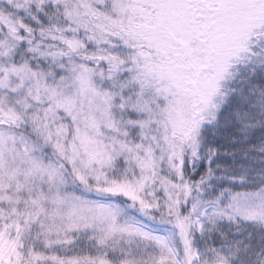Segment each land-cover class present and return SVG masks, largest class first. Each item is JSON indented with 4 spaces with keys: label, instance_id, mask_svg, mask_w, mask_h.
Segmentation results:
<instances>
[{
    "label": "rangeland",
    "instance_id": "obj_1",
    "mask_svg": "<svg viewBox=\"0 0 264 264\" xmlns=\"http://www.w3.org/2000/svg\"><path fill=\"white\" fill-rule=\"evenodd\" d=\"M254 8L0 0V264H264V175L190 180L220 132L264 154V86L234 64L264 67Z\"/></svg>",
    "mask_w": 264,
    "mask_h": 264
},
{
    "label": "trees",
    "instance_id": "obj_2",
    "mask_svg": "<svg viewBox=\"0 0 264 264\" xmlns=\"http://www.w3.org/2000/svg\"><path fill=\"white\" fill-rule=\"evenodd\" d=\"M252 12L255 18L251 17V22L246 20V35H248L247 30L250 29V26L253 27L256 25V19L261 16L260 9L257 10L254 8ZM227 27L225 28L224 25H221L218 29L227 32ZM262 30L261 32L257 31L253 33L257 36L254 38L253 35L251 38L253 40L250 41L251 43H264V26ZM244 62H246V65L250 66L248 71L251 73H249L248 76L251 79L257 80L261 86H264L263 65L260 64L257 69L255 68L256 65L253 67L247 63L243 54H238V59L234 61L235 67L241 68ZM217 136L218 137L213 141L207 139V141H209V143H207L209 145V156L203 161L204 163L200 164L201 167L195 169V174L190 176L192 182L203 183V186L209 189L208 193H203L204 198L209 200H211V197L217 199L223 192H226L232 197L237 193L253 189L257 186L256 184L263 181L262 178L264 175V154L257 150L258 144H254V142L263 141L259 133L254 132L249 134V136H245L240 135L239 130L232 129L230 131L226 130L225 132H220ZM249 156L252 157L249 159L250 161H247V157ZM259 184L262 185L264 182ZM223 234L222 231L215 232L214 234V236L216 235L215 238L219 240V243L225 240ZM261 237L262 231L256 235L258 240H260ZM201 242L200 240V246L203 245Z\"/></svg>",
    "mask_w": 264,
    "mask_h": 264
}]
</instances>
